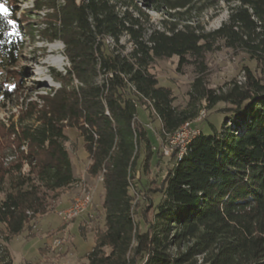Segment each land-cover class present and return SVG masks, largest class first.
Instances as JSON below:
<instances>
[{
	"label": "trees",
	"instance_id": "obj_1",
	"mask_svg": "<svg viewBox=\"0 0 264 264\" xmlns=\"http://www.w3.org/2000/svg\"><path fill=\"white\" fill-rule=\"evenodd\" d=\"M217 1L229 14L212 32L179 26V14L168 12L171 20L148 30L135 0H36L29 7L27 18H41L45 28L39 33L64 45L69 65L52 75L60 88L41 98L36 124L11 130L27 155L12 168L15 184L0 203L6 240L23 231L28 213L44 214L47 200L75 183L64 130L76 127L91 161L89 175L103 171L104 228L95 233L87 264H264V0ZM139 2L176 11L190 0ZM42 9L50 12L41 17ZM7 20L0 16V60L9 69L22 45L19 26L13 29ZM27 29L30 35L37 31L33 25ZM124 36L131 46L127 53L120 43ZM220 48L245 54L256 74L244 67L243 82L235 80L224 91L208 88L206 58ZM172 57L178 68L194 67L192 104L205 102V111L219 103L228 107L219 128L210 124L208 133L200 131L180 156L179 148L172 149L173 166L158 188L146 190L162 198L156 206L146 201L141 231L130 189L139 183L137 169L148 174L154 148L137 108L157 117L165 145L202 110L195 116L173 107L172 91L150 72L156 60ZM15 87L1 95L10 99ZM9 171L0 170V189L4 173L9 183ZM0 264H12L4 249Z\"/></svg>",
	"mask_w": 264,
	"mask_h": 264
},
{
	"label": "rangeland",
	"instance_id": "obj_2",
	"mask_svg": "<svg viewBox=\"0 0 264 264\" xmlns=\"http://www.w3.org/2000/svg\"><path fill=\"white\" fill-rule=\"evenodd\" d=\"M35 1L2 0L0 2L9 10L10 14L7 18L13 19L15 26H19L17 36L22 45L19 61L14 67L8 69L2 66L0 60V170L5 172L10 170L9 183L8 175L5 173L1 180L0 203L4 200L6 191L11 190L15 184L16 175L12 168L26 162L24 157L27 155V149L23 146L18 147L16 138L11 135V130L14 128L19 131L23 125L36 124L33 113L39 110L42 104L41 98L60 88V84L53 79L52 75L64 73L69 65L64 57V45L59 41L49 42L39 33L45 28L40 23L41 18H27L30 12L29 7H32ZM135 1L147 16L145 25L148 30L153 27L160 29L159 23L162 20H171L166 15L168 12L179 14L176 17L179 26L199 25L205 32H212L227 21L229 14L226 4L217 0H190L186 9L176 11H167L159 4H154L153 9H149L139 0ZM57 4L61 5L63 2L59 1ZM46 12L50 11L42 9L38 14L42 17ZM29 25L37 28L33 35L29 34L27 29ZM120 43L125 45L124 52L127 53L131 48L127 38L124 36ZM206 64L207 71L203 77L207 87L216 91L226 90L235 80L239 83L243 82L244 67H248L256 74L254 61L249 60L241 52H233L225 48L208 54ZM150 72L156 77L159 86L170 88L173 96L172 105L176 109L187 110L197 116L206 104L203 101L191 103L192 82L197 76L193 66L178 68V58L172 57L156 60L151 65ZM73 84L76 85L77 82L73 81ZM13 85L16 86L14 95L10 99L4 98L1 93L8 88L12 89ZM29 104H32L31 107ZM36 105L38 106L35 109ZM227 107L226 104L219 103L204 112V117L200 115L204 110L202 109L198 118L196 117L189 125L195 126L199 133L200 131L208 133L210 124L219 128L224 117L222 112ZM137 117L144 124L154 148L148 174L144 175L137 169L136 178L139 179V183L130 189L133 202L136 203L134 218L139 224V229L144 231L141 209L146 206L149 198L155 206L162 198L161 194L146 190L148 187L152 189L159 187L167 170L173 166L174 162L170 154L176 147L166 146L161 140L160 122L145 107L137 108ZM199 133L192 134L185 141L180 142L178 156L182 154L187 142ZM64 134L67 137L65 148L69 154L75 183L60 191L56 199H48L44 214L32 216L28 213L31 218L19 235L6 240L7 231L5 226L0 224V251L4 249L8 252L12 264H87V254L94 246L95 233L104 228L103 171L96 177L89 175L88 168L91 161L76 127H66ZM164 147L165 154L162 153ZM22 151L24 155H21ZM23 169L25 174L28 173L27 164H24ZM84 194L91 196L88 209L74 220H61L58 212L68 208L76 198ZM149 214L148 217L151 219ZM80 227L84 228V235L81 234Z\"/></svg>",
	"mask_w": 264,
	"mask_h": 264
},
{
	"label": "built area",
	"instance_id": "obj_3",
	"mask_svg": "<svg viewBox=\"0 0 264 264\" xmlns=\"http://www.w3.org/2000/svg\"><path fill=\"white\" fill-rule=\"evenodd\" d=\"M204 116L205 115H203V117ZM195 133H199V130H197L195 126H192V125L185 126V128H183L182 133L176 134V136L169 137V140L167 141L166 146H173V147H177L180 149V142L185 141L186 138H188V136L195 134ZM162 153L165 154V147L163 148ZM87 209L88 208H86V201H80V197H79V201L76 202V204H72L68 208L58 212V216L61 220H64V219L74 220L79 215H81L83 212H85Z\"/></svg>",
	"mask_w": 264,
	"mask_h": 264
},
{
	"label": "bare ground",
	"instance_id": "obj_4",
	"mask_svg": "<svg viewBox=\"0 0 264 264\" xmlns=\"http://www.w3.org/2000/svg\"><path fill=\"white\" fill-rule=\"evenodd\" d=\"M57 65H59V64H57ZM204 112H206L205 110H202L201 111V114L200 115H205V113ZM185 126H189V123H186V124H184L183 126H181L172 136H176V134H179L180 132H182L183 131V128H185ZM189 137V136H188ZM194 139V137L193 138H191L190 139V141H188L187 142V144H186V146L187 145H189L190 143H191V141ZM186 146H185V148H186ZM185 148H184V150H185ZM182 150V149H181ZM184 150H183V152H184ZM79 201V198H76L74 201H73V203L72 204H76V202H78ZM80 201H86V208H88L89 206H90V204H91V196L89 195V194H84V195H82L81 197H80ZM71 204V205H72ZM70 205V206H71ZM65 221H67V220H71V219H64Z\"/></svg>",
	"mask_w": 264,
	"mask_h": 264
},
{
	"label": "snow or ice",
	"instance_id": "obj_5",
	"mask_svg": "<svg viewBox=\"0 0 264 264\" xmlns=\"http://www.w3.org/2000/svg\"><path fill=\"white\" fill-rule=\"evenodd\" d=\"M9 10L3 5L0 4V16L7 17L9 15ZM7 23L13 26V29H15V21L13 20H7ZM12 34H15L14 32Z\"/></svg>",
	"mask_w": 264,
	"mask_h": 264
}]
</instances>
